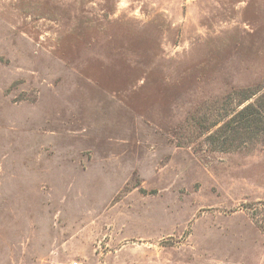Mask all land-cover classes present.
<instances>
[{"label":"rangeland","instance_id":"obj_1","mask_svg":"<svg viewBox=\"0 0 264 264\" xmlns=\"http://www.w3.org/2000/svg\"><path fill=\"white\" fill-rule=\"evenodd\" d=\"M246 88L264 0H0V264H264Z\"/></svg>","mask_w":264,"mask_h":264},{"label":"trees","instance_id":"obj_2","mask_svg":"<svg viewBox=\"0 0 264 264\" xmlns=\"http://www.w3.org/2000/svg\"><path fill=\"white\" fill-rule=\"evenodd\" d=\"M223 120L209 126L213 149L233 151L264 140V88H246L229 95ZM220 109L219 112L220 113ZM220 115V114H219Z\"/></svg>","mask_w":264,"mask_h":264}]
</instances>
